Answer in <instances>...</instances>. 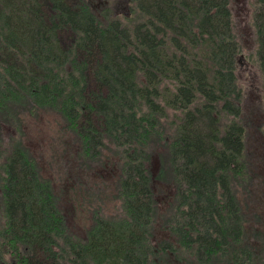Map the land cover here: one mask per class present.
<instances>
[{
  "label": "trees",
  "instance_id": "obj_1",
  "mask_svg": "<svg viewBox=\"0 0 264 264\" xmlns=\"http://www.w3.org/2000/svg\"><path fill=\"white\" fill-rule=\"evenodd\" d=\"M240 52L232 0H0V263L264 264L235 186L251 177ZM40 111L62 117L81 162L119 164L122 210L96 211L84 237L67 221L74 188L56 189L23 144ZM160 148L177 193L156 243Z\"/></svg>",
  "mask_w": 264,
  "mask_h": 264
},
{
  "label": "rangeland",
  "instance_id": "obj_2",
  "mask_svg": "<svg viewBox=\"0 0 264 264\" xmlns=\"http://www.w3.org/2000/svg\"><path fill=\"white\" fill-rule=\"evenodd\" d=\"M257 0H232L235 33L241 45L238 57V76L244 89V114L250 121L248 133V160L250 179L236 183L238 199L247 218L250 237L255 232L264 235V81L257 65V34L253 24ZM123 8V7H122ZM121 8V11H122ZM23 144L38 162L41 173L53 180L60 192L64 185L74 188L75 202L64 199L68 207L67 221L73 231L86 236L94 214L117 215L122 210L118 197L119 164L99 161L81 162L80 146L75 135L66 130L62 117L53 111H40L24 120ZM106 156H114L104 150ZM164 148L158 149L151 162L158 205L154 223L156 243L168 238L166 222L175 205L177 188L170 174L158 175L163 170ZM2 215H0L1 217ZM252 239V238H251ZM162 264H183L169 253Z\"/></svg>",
  "mask_w": 264,
  "mask_h": 264
},
{
  "label": "flooded vegetation",
  "instance_id": "obj_3",
  "mask_svg": "<svg viewBox=\"0 0 264 264\" xmlns=\"http://www.w3.org/2000/svg\"><path fill=\"white\" fill-rule=\"evenodd\" d=\"M0 264H2V263H0Z\"/></svg>",
  "mask_w": 264,
  "mask_h": 264
}]
</instances>
